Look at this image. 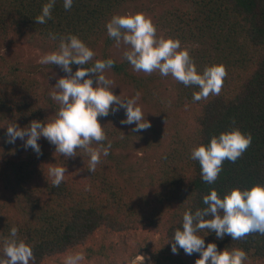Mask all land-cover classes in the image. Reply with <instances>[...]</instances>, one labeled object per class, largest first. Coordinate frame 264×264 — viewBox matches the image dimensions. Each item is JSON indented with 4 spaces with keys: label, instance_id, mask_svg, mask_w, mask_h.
I'll return each mask as SVG.
<instances>
[{
    "label": "trees",
    "instance_id": "16d2710c",
    "mask_svg": "<svg viewBox=\"0 0 264 264\" xmlns=\"http://www.w3.org/2000/svg\"><path fill=\"white\" fill-rule=\"evenodd\" d=\"M136 1L73 0L72 8L65 10L63 0H56L52 19L37 24L35 18L48 0H0V36L17 28L57 47L60 37L77 36L95 53L85 68L112 59L114 66L106 71L130 85L133 94L139 92L162 119L133 132L136 125L117 127L125 112L98 118L100 124L109 123L103 125L107 139L102 143L106 147L111 142V148L92 173L89 157L66 159L43 137L37 141L42 152L37 156L19 138L6 142L7 127L15 123L26 128L34 120L47 123V113L60 106L36 81L18 75L17 65L0 62V257L3 238L15 226L17 238L32 248L35 264L72 254L99 231H146L158 236L157 243L144 237L132 256L145 253L150 264H195L199 253L186 255L179 246L178 254L171 251L185 211L207 207L203 197L211 190L223 199L233 189L264 186V0H184L186 8L169 11L156 22L160 37L178 39L181 48H187L198 73L208 66L226 67L221 93L199 102L192 98L198 87H186L169 75L160 89L154 81L158 71L140 76L124 58L110 56L115 41L107 35L106 23ZM50 33L57 38L50 39ZM79 67L71 65L75 71ZM233 128L250 133L252 144L235 163L226 160L209 185L202 180L199 162L190 159L191 151ZM129 153L137 158L129 159ZM53 166L67 169L59 187L49 176ZM197 234L205 247L214 243L217 251L241 249L247 254L244 264H264V235L254 233L243 240L225 235L221 240L208 230ZM84 252L87 260L108 264L104 247Z\"/></svg>",
    "mask_w": 264,
    "mask_h": 264
},
{
    "label": "clouds",
    "instance_id": "9594fccd",
    "mask_svg": "<svg viewBox=\"0 0 264 264\" xmlns=\"http://www.w3.org/2000/svg\"><path fill=\"white\" fill-rule=\"evenodd\" d=\"M56 0H48L42 6L41 14L35 18L37 24H45L52 19V10ZM73 0H63L65 10H70ZM107 35L116 46H126L123 58L130 63L133 70L151 75L159 72L161 76H169L184 86H196L198 92L193 93V101L206 100L209 96H218L224 86L228 72L224 65H213L198 73L196 64L187 49H181L178 39L157 36V28L150 17L144 13L114 15L106 23ZM55 40V34H49ZM95 53L77 36L60 37L58 51L43 55L39 63L59 66L68 74L59 78L50 93L60 108L56 118L48 123L32 121L26 128H19L15 123L7 127L8 143L16 139L24 141V147L31 149L37 156L42 155L37 141L43 137L55 146V153L67 158H75L77 150L89 155L88 171L95 172L101 163V156L109 155L111 142L105 147L102 142L107 139L104 128L99 123L100 117H107L124 109L126 119L122 125L135 124L133 132L147 130L151 124L145 120L141 107L137 106L140 93L133 98L122 99L110 90L114 81L103 74L114 66L112 59L96 60L94 66L85 68ZM77 68L72 73L71 65ZM94 77L87 78L85 77ZM95 85V86H93ZM118 106V107H117ZM234 125L235 119L231 120ZM25 137L27 139L25 140ZM250 133L244 134L238 128L213 136L207 146H198L191 151L190 159L198 161L201 166L202 180L211 185L216 182L227 160L235 163L252 144ZM93 143L98 147H92ZM67 172L64 166L49 167L52 185L59 187ZM88 190V189H86ZM207 206L194 213L185 211L182 230L174 232L173 254H178L177 246L186 255L199 253L195 264H244L247 254L241 249L217 251L214 243L205 247V241L197 233L202 230L215 232L217 239L225 235L232 240H243L248 235H264V186L255 185L250 190L233 189L223 199L217 191L203 197ZM211 217V219H206ZM18 228L13 226L9 236L3 238V256L0 264H35L32 248L18 238ZM144 256L131 258L129 264H144ZM85 260L84 253L66 256L64 264H81Z\"/></svg>",
    "mask_w": 264,
    "mask_h": 264
},
{
    "label": "rangeland",
    "instance_id": "374dc122",
    "mask_svg": "<svg viewBox=\"0 0 264 264\" xmlns=\"http://www.w3.org/2000/svg\"><path fill=\"white\" fill-rule=\"evenodd\" d=\"M186 6L187 5L184 0H139L134 3L125 5L121 9L119 15L144 13L146 16L151 18L153 24L155 25L156 22H159V20L169 11L180 10V8H186ZM29 35L30 34L20 32L17 28H15L10 29L6 36H0V62H6V64L8 65H17L18 75H22V77H24L25 79L28 78L36 81L38 83V86L44 89L47 95L50 96V93L54 90L52 87L55 86L57 80L59 78L67 76L68 74L64 73L62 69L56 65L40 64L39 60L45 54L58 51L59 47L48 43L47 41H42L37 36L33 35V37H30ZM157 36L160 37L158 35V32ZM125 50L126 46L121 44L119 47H117L115 43L110 49V56L117 61H121L123 59V52ZM94 58L95 56L93 57V59ZM21 71H23V73H20ZM74 72L75 70H72V73ZM103 74L106 76V78L114 81V84L112 85L113 88L110 89L114 95L120 96L122 99L133 98L135 96L130 85L116 78L109 71H105ZM138 74L140 76H146L143 72H139ZM158 77L155 76L154 81L160 83L159 88L161 89L163 86L167 85V80L165 79V76H161L159 73ZM87 78L88 77H85V79ZM137 106L141 107L146 121H148L149 123L154 121L161 123L162 119L156 113L154 107L145 104L140 98L137 101ZM57 112L49 111L47 113V123L56 118ZM121 112H125L124 109H120L116 113ZM101 123V126L104 128V131L106 133L105 126L109 127V123L107 121ZM104 124L105 126H103ZM133 125L135 126V124L113 126L116 132H118L120 131L119 129L124 126L131 128L133 127ZM116 126L119 129L116 128ZM52 146L55 147L54 145ZM92 147L95 148L98 147V145L93 143ZM77 155L83 158L89 157V155L83 152V150H77ZM136 158V154L129 153V159L135 160ZM101 159L104 160L105 157L102 155ZM144 237H149L150 241L153 244L157 243L158 236L151 235L146 231L129 232L123 234L110 233L108 231H99L95 235L92 242L88 243L85 247L75 250L72 254H85L84 249L87 247H92L94 249L104 247L108 254V260L106 261V263L108 264H112L113 262H115L116 264H129L130 259L136 257L137 255L146 257L147 259H145L144 264H150V257L145 253H139L132 256L136 243L141 241V239H143ZM65 258L66 256H63L60 259L58 258L57 261H55L56 259H53L45 264H64ZM97 262L87 260L85 254V260L82 261L81 264H98Z\"/></svg>",
    "mask_w": 264,
    "mask_h": 264
}]
</instances>
